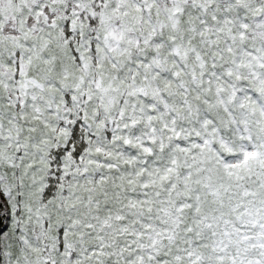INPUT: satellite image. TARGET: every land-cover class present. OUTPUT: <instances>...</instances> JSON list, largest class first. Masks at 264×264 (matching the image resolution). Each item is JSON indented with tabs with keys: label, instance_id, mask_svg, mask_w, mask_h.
Listing matches in <instances>:
<instances>
[{
	"label": "snow or ice",
	"instance_id": "snow-or-ice-1",
	"mask_svg": "<svg viewBox=\"0 0 264 264\" xmlns=\"http://www.w3.org/2000/svg\"><path fill=\"white\" fill-rule=\"evenodd\" d=\"M0 264H264V0H0Z\"/></svg>",
	"mask_w": 264,
	"mask_h": 264
}]
</instances>
